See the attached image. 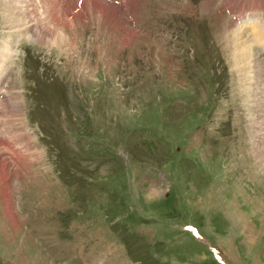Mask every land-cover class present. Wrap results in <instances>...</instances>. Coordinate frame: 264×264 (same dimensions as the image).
Instances as JSON below:
<instances>
[{
	"label": "rangeland",
	"instance_id": "1",
	"mask_svg": "<svg viewBox=\"0 0 264 264\" xmlns=\"http://www.w3.org/2000/svg\"><path fill=\"white\" fill-rule=\"evenodd\" d=\"M59 1L0 4V264H264V0Z\"/></svg>",
	"mask_w": 264,
	"mask_h": 264
},
{
	"label": "bare ground",
	"instance_id": "2",
	"mask_svg": "<svg viewBox=\"0 0 264 264\" xmlns=\"http://www.w3.org/2000/svg\"><path fill=\"white\" fill-rule=\"evenodd\" d=\"M25 2H26L25 6L24 7H20L19 4L20 3L22 4V2H20V0H0L2 14H3L5 19H7L8 21H12V23L14 24V28L18 27L20 24H23L26 21V20L24 21V18L28 19L27 17H30V15L31 16H33V15L36 16L37 14H39L37 9H38V7L39 8H43V3H44L43 0H26ZM61 2H63V0ZM83 2H84V9L83 10H87V8L88 9L98 10V7H100V5L102 3V2L100 3V0H83ZM107 2L109 4L111 1L105 0V4ZM135 2H137V0H124L123 6L125 5V9L127 10V13H125L123 11V9H122V6H121V0H119L120 10L122 9L124 16L125 15L126 16L130 15L131 9H132V7H133ZM74 3L76 4L75 1H74ZM74 3L72 5V7H71L73 9V11L76 9ZM249 5L252 6V7H257V8L248 9V10L246 9V11H248V12L251 11V16H247L245 20H242L243 23L241 22V24L239 26H236V28L233 30V33H232V36H231L232 45H233L232 50L236 49L238 51L239 67L240 66L242 67L243 65H244V67H247L248 71L251 72V74H253L254 79L258 81V80H260V77H262V78L264 77V63L262 61V58H260L257 55V52H256V49L259 48V50L262 53H264V19L262 17H260L261 15H258L259 13L256 14V12L257 11L259 12L262 9V7L264 5V2L262 4L260 3V5H259V4H255L252 1H250ZM34 7L37 8V9H35ZM22 8H23V10H22ZM68 8H70V7H66L65 6V8H64L65 9V13H66V10ZM80 9H82V8H80ZM111 9H113V7ZM48 11L46 13H48ZM122 11H121V13H122ZM81 12L79 13V12L76 11V12H74V14L81 15L82 14ZM49 13H50V11H49ZM63 13H64V11H63ZM49 15H51V14H49ZM68 17H72L71 14ZM125 18H127V17H125ZM120 20H122V19H120ZM38 22H39V20L37 19L35 24H37ZM28 27L30 28V27H32V25H30ZM28 27H27V29H28ZM129 31H130V34L133 33V30H129ZM33 33H32V35L36 36V38L43 39V37H42L43 36V32L40 33V31H39L38 33H34V34ZM52 34H54V35H52L53 36L52 41L55 42L56 45H61L62 43H64V41H65V39L63 38V34L64 33L61 34L59 31H56V32H54ZM16 36L20 37V35H18V34H16ZM8 43L9 42L7 41V44ZM254 45H257V46L255 47ZM8 54H9L8 51H6L5 53L4 52L0 53V70L1 71L5 70V62H6V58L8 57ZM13 54H14V51H13ZM244 67L241 68L243 73H245V70L243 69ZM242 72L239 71V74H243ZM0 85L2 86V83ZM6 91H7V89H6ZM256 93H257V91H256ZM262 97L264 98V96H262ZM6 101H7V96L6 97L4 96L2 98V100L0 99V103L2 102L0 108H2V107L5 108L7 106L6 103H5ZM17 107H18V105H17ZM3 115L4 114H2V116ZM1 124H2V126L4 128L5 133L8 134L7 127L5 125V121H2ZM260 160H262V159H260Z\"/></svg>",
	"mask_w": 264,
	"mask_h": 264
}]
</instances>
